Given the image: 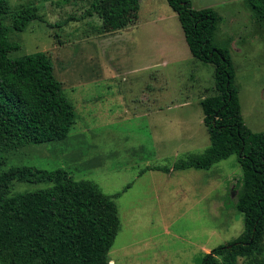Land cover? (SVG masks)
Wrapping results in <instances>:
<instances>
[{
  "label": "rangeland",
  "instance_id": "obj_1",
  "mask_svg": "<svg viewBox=\"0 0 264 264\" xmlns=\"http://www.w3.org/2000/svg\"><path fill=\"white\" fill-rule=\"evenodd\" d=\"M93 1L9 0L13 7L31 2L39 8V18L25 31H10L21 44L11 56L47 51L77 119L64 140L0 153V174L13 166L63 168L107 194L121 193L115 199L120 228L109 252L112 264H203L205 253L245 230L235 206L243 184L238 155L210 169L140 173L148 166H173L210 145L200 101L216 93L214 65L191 54L167 0H140L136 22L110 34H104ZM192 3L222 16L215 43L230 49L245 124L264 131V22L247 0ZM175 126L184 129L173 133ZM186 127L188 140H177ZM48 185L15 182L11 190ZM258 246L240 264H264V238Z\"/></svg>",
  "mask_w": 264,
  "mask_h": 264
},
{
  "label": "trees",
  "instance_id": "obj_2",
  "mask_svg": "<svg viewBox=\"0 0 264 264\" xmlns=\"http://www.w3.org/2000/svg\"><path fill=\"white\" fill-rule=\"evenodd\" d=\"M247 1L264 22V0ZM167 2L178 15L192 55L215 68L216 93L201 100L210 145L173 166H148L142 172L210 169L236 153L243 184L235 206L244 215L245 230L205 253L203 264H240L260 250L264 238V131L253 132L245 124L230 49L215 43L222 16L213 7L195 8L190 0ZM139 9L140 0L92 3L104 34L134 24ZM38 18L39 8L31 2L13 7L0 0V153L64 140L76 123L75 105L50 54L11 56L21 44L11 39L10 31L23 32ZM15 182L49 185L12 194ZM120 194H107L94 181L77 180L63 168L11 167L0 174V264H112L109 252L120 228L115 199Z\"/></svg>",
  "mask_w": 264,
  "mask_h": 264
},
{
  "label": "crops",
  "instance_id": "obj_3",
  "mask_svg": "<svg viewBox=\"0 0 264 264\" xmlns=\"http://www.w3.org/2000/svg\"><path fill=\"white\" fill-rule=\"evenodd\" d=\"M191 2H192V0H190ZM192 5H193V3H192ZM195 8H197L195 5H193ZM205 7H207V6H204V7H198V8H205ZM208 7H210V6H208ZM125 28H127V27H125ZM125 28H122V29H120V30H117V31H114V32H119V31H121V30H123V29H125ZM114 32H112V33H114ZM108 34H110V33H108ZM185 36V35H184ZM216 38V37H215ZM185 40H186V38H185ZM187 42V41H186ZM219 45V44H218ZM174 47H172V46H170V50L171 49H173ZM191 52V51H190ZM192 54V53H191ZM145 99L148 101V99H149V96H148V94H145ZM204 98V97H203ZM202 98V99H203ZM201 99V100H202ZM150 100V99H149ZM186 101V100H185ZM200 103H201V101H200ZM179 104H180V102H179ZM181 105V104H180ZM203 114H204V112H203ZM203 122H204V115H203ZM179 129H184V127H182V126H175L174 127V130L173 131H171V132H173V133H178V131H179ZM185 130H186V133H183V137H179V136H177V137H175L177 140H182V139H187L188 140V138L190 137V135L188 134V129H187V127L185 128ZM146 171H148V170H145L144 172H142L141 171V173H140V175H142L143 173H145ZM160 171V170H159ZM173 171V170H172ZM172 171H170V172H166V173H168V174H170ZM131 187V186H130ZM129 187V188H130ZM128 188V189H129Z\"/></svg>",
  "mask_w": 264,
  "mask_h": 264
}]
</instances>
